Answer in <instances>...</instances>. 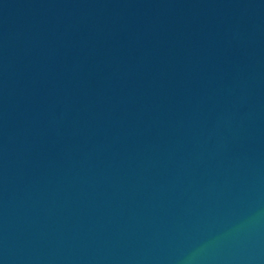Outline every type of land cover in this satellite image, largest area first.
Returning <instances> with one entry per match:
<instances>
[{"label":"water","instance_id":"1","mask_svg":"<svg viewBox=\"0 0 264 264\" xmlns=\"http://www.w3.org/2000/svg\"><path fill=\"white\" fill-rule=\"evenodd\" d=\"M0 264H264V0H0Z\"/></svg>","mask_w":264,"mask_h":264}]
</instances>
